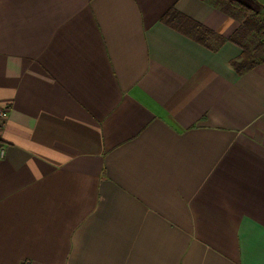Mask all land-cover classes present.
I'll return each mask as SVG.
<instances>
[{
  "label": "crops",
  "instance_id": "0c3cea01",
  "mask_svg": "<svg viewBox=\"0 0 264 264\" xmlns=\"http://www.w3.org/2000/svg\"><path fill=\"white\" fill-rule=\"evenodd\" d=\"M171 8L223 38L242 21L0 0V264H264V61L237 74L241 49L165 26Z\"/></svg>",
  "mask_w": 264,
  "mask_h": 264
},
{
  "label": "trees",
  "instance_id": "16d2710c",
  "mask_svg": "<svg viewBox=\"0 0 264 264\" xmlns=\"http://www.w3.org/2000/svg\"><path fill=\"white\" fill-rule=\"evenodd\" d=\"M217 7L222 12L233 17H241L236 31L228 38L216 35L212 30L178 12L174 8L167 11L161 22L189 38L195 43L215 50L225 42L237 45L241 49L238 59L231 62V67L237 74H242L258 63L264 61V17L245 3L238 0H203ZM213 45H210L211 41ZM0 145L3 144L0 141Z\"/></svg>",
  "mask_w": 264,
  "mask_h": 264
},
{
  "label": "built area",
  "instance_id": "2783aa9c",
  "mask_svg": "<svg viewBox=\"0 0 264 264\" xmlns=\"http://www.w3.org/2000/svg\"><path fill=\"white\" fill-rule=\"evenodd\" d=\"M8 112H9V109L7 107L0 109V118L6 119L8 116ZM4 154H5V148L0 145V159H2L4 157ZM22 264H31V262L25 261Z\"/></svg>",
  "mask_w": 264,
  "mask_h": 264
}]
</instances>
